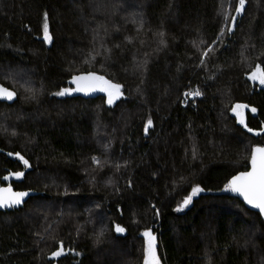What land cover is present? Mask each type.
I'll return each instance as SVG.
<instances>
[{
	"label": "trees",
	"instance_id": "1",
	"mask_svg": "<svg viewBox=\"0 0 264 264\" xmlns=\"http://www.w3.org/2000/svg\"><path fill=\"white\" fill-rule=\"evenodd\" d=\"M237 2L0 0V83L17 94L0 102V181L38 192L0 211V264H53L61 242L57 264H142L145 229L160 264H264V223L225 188L264 145V131L250 135L231 111L247 105L248 128L264 129V89L247 77L264 67V0H246L202 55ZM87 72L123 96L55 95Z\"/></svg>",
	"mask_w": 264,
	"mask_h": 264
},
{
	"label": "snow or ice",
	"instance_id": "2",
	"mask_svg": "<svg viewBox=\"0 0 264 264\" xmlns=\"http://www.w3.org/2000/svg\"><path fill=\"white\" fill-rule=\"evenodd\" d=\"M246 5V0H238L235 4V13L236 15L229 16L227 10L225 9L223 13L224 26L221 28V34H218L216 39L212 41V44L203 52V56H207L209 51H212V45H215L218 41L222 40V34L224 31L231 33L235 26L237 16L244 12ZM231 6V5H230ZM47 12L44 13V42H50L51 36L49 34V25L47 21ZM163 36V33H160ZM161 43H164L161 40ZM203 43V41H201ZM198 47V46H197ZM203 59L201 63H203ZM249 79L252 81H258L261 85H264V67H261L260 64H257L255 68L252 69L249 74ZM71 83L75 87L62 88L60 91L56 92L57 96L71 95L74 92L81 93H91L94 91H101L106 93L107 104L112 105L116 100L123 96L122 85L118 83H113L111 80L106 79L102 75H97L95 72H87L86 74L73 75L71 77ZM26 91L32 92V89H26ZM15 91H12L2 84H0V99L12 100L15 97ZM186 96L196 97L201 96L202 93L197 89L195 91H189L185 93ZM248 107L247 105L237 103L232 108L231 111L235 114L238 122L241 125H244L247 128L248 132H253L252 128H248L245 123V117L242 109ZM251 111L254 113L257 111L255 107L251 108ZM153 121L151 117L148 118L146 124L144 125V131L148 132L149 128L152 126ZM261 131H264L262 129ZM259 134V132L257 133ZM15 135V133H13ZM107 147V146H106ZM8 155H13V153H8ZM17 158L22 162L25 167H29V161L25 159L20 153H15ZM92 160L97 164L100 161L96 157H92ZM251 168L249 171L240 172L237 175L232 176L231 180L225 185L227 190L235 192L243 197V200L250 206L259 209L260 214H264V147L254 146L251 150L250 157ZM120 166L117 165V168ZM24 176V173L21 171L10 172L8 175L2 177L3 181L9 180L10 177H15L20 179ZM129 186H131V181H129ZM204 191L199 185L194 186L191 189V194L186 196L182 203L177 207L176 211H180L182 208L186 207L192 202L193 196ZM28 195L26 191H14L11 185L7 187H0V208H11L17 205H21L24 201V197ZM99 207V206H98ZM154 207V206H153ZM156 214L159 215V210H156ZM114 230L116 233H124L126 229L119 224L114 225ZM104 236V231L101 230L96 235V242L99 243L101 238ZM142 236L145 238L143 246V264H160V260L157 254V244L156 236L153 234L151 229H145L142 233ZM64 253L63 244L51 253L53 258L60 257Z\"/></svg>",
	"mask_w": 264,
	"mask_h": 264
},
{
	"label": "water",
	"instance_id": "3",
	"mask_svg": "<svg viewBox=\"0 0 264 264\" xmlns=\"http://www.w3.org/2000/svg\"><path fill=\"white\" fill-rule=\"evenodd\" d=\"M83 74H86V73H83ZM79 75H80V74H79ZM97 75H98V74H97ZM247 77H248V79H249V75H248ZM249 81L252 83V80L249 79ZM69 83L71 84L72 87H75V85L71 83V79L69 80ZM0 84H2V83H0ZM2 85H3V84H2ZM3 86L6 87V88H8V89H10V90H12V91H14L13 89H11V88H9V87H7V86H5V85H3ZM263 88H264V87H263ZM15 93H16V92H15ZM105 94H106V93L101 92V91H98V90H97V91H94V92H91V93H88V94L81 93V92H74V95H76V96H82V97L90 98V99H95V98H97V97H99V96H103V95H105ZM16 97H17V94L15 95V97H14L12 100L0 99V102H1V103L12 104V103L16 100ZM237 121H238V120H237ZM243 127H244V125H243ZM244 129L248 132L247 128L244 127ZM258 132H259V134H260V133H262L263 131H261V130H254L253 132H248V133H249L250 135L257 136V135H258V134H257ZM255 146H257V145H255ZM258 146H262V147H264V145H258ZM253 147H254V146H253ZM253 147H252V148H253ZM2 151H3V150L0 148V152H2ZM250 157H251V154H250ZM250 168H251V164H250V158H249L248 169L245 170V171H249ZM245 171H241V172H245ZM238 173H240V172H238ZM238 173H236V174H234V175H237ZM234 175H233V176H234ZM231 178H232V177H231ZM231 178H230V180H231ZM10 180H11V178H9V180H7V182L10 181ZM7 186H9V185H1V182H0V187H7ZM12 189H13L14 191H26V192H28V195H27L26 197H24V201H23V203H22L21 205H17V206H15V207H11V208H0V211H4V210L9 211V210H11V209H17V208L21 207V206H22V205H23V204H24V203H25L30 197L35 196V195L38 194V192H36V191H34V190H15L13 187H12ZM232 193H233L234 198H236L237 200H239L240 202H242L243 205H244L247 209H249V210H251V211H253V212L258 213L259 216H260V218H261V220H262V222L264 223V214H260L259 209L254 208V207L248 205V204L243 200V197L240 196L239 194H237V193H235V192H232ZM56 250H57V249H56ZM56 250H55V251H56ZM63 255H64V253H63L60 257H55V258H53V257L51 256V254H50L49 258L54 260L53 264H57V259L61 258ZM142 264H143V263H142Z\"/></svg>",
	"mask_w": 264,
	"mask_h": 264
},
{
	"label": "flooded vegetation",
	"instance_id": "4",
	"mask_svg": "<svg viewBox=\"0 0 264 264\" xmlns=\"http://www.w3.org/2000/svg\"><path fill=\"white\" fill-rule=\"evenodd\" d=\"M252 85H256L258 88L262 89L264 87V85H261L258 81H252ZM264 89V88H263ZM247 112H251V109H248ZM13 179V178H12ZM1 182V181H0ZM6 183L10 182V181H5ZM1 185H8V184H1ZM12 187V186H11Z\"/></svg>",
	"mask_w": 264,
	"mask_h": 264
},
{
	"label": "rangeland",
	"instance_id": "5",
	"mask_svg": "<svg viewBox=\"0 0 264 264\" xmlns=\"http://www.w3.org/2000/svg\"><path fill=\"white\" fill-rule=\"evenodd\" d=\"M227 13H228L229 16H231V11L229 10V6L227 7ZM1 128H2V127H0V131H1ZM2 132H3V131H2Z\"/></svg>",
	"mask_w": 264,
	"mask_h": 264
}]
</instances>
